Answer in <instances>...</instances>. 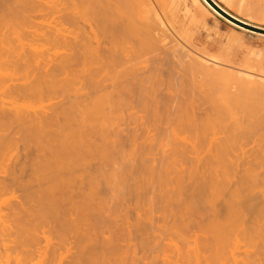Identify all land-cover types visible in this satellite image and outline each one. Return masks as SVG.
<instances>
[{
    "label": "bare ground",
    "instance_id": "obj_1",
    "mask_svg": "<svg viewBox=\"0 0 264 264\" xmlns=\"http://www.w3.org/2000/svg\"><path fill=\"white\" fill-rule=\"evenodd\" d=\"M192 1L230 25L264 37L259 32L264 31L261 27L229 12L226 7L232 8L233 0H217L225 7L212 1L257 31L223 17L205 0ZM244 1L239 0V3ZM144 3L142 0H0V44L8 37L12 38L11 33L19 40H16L18 44H11L13 39L9 38L11 42L3 43L6 48L0 45V264H183L184 257L190 255L188 251L181 253L176 247L178 257L175 260L164 256L162 245L168 244L163 242L168 238L162 235L160 228L163 229L165 223L170 224L171 229L195 226L202 234L198 238L200 244L196 242L199 246L195 244L196 248H192L195 264H210L214 258L223 260L218 264H224L227 258L228 263L230 259L236 264L239 261L234 257L233 249L229 251L231 258L227 256L228 251H224L230 242L235 246L237 238L242 240L238 233L246 221L244 211L251 217L250 222L248 219L250 230L258 226L257 236L260 240L264 236L260 224L264 220V205L260 198L264 191H258V197V194L254 195L261 199H257L262 204L263 209H260L257 205L261 204L253 195H245L247 199L240 201L243 198L240 192L237 189L228 191L225 182L234 170L238 174L235 185L240 186V190H243L241 187L247 190L248 186L251 191L264 186V144L262 147L261 139L256 140L258 149L250 160L247 151L242 149L239 155L230 156V150L241 136L238 125H235L237 132L233 126L235 130L230 127L226 132L227 127L225 134L222 129L224 136L217 137V133H213L216 123L213 120L211 137L204 129L201 131L203 139L198 140L197 130L202 124L199 127L195 123L199 118L197 121L191 118L197 115L195 107L192 110L193 105L188 103L199 88L196 78L211 70L223 72L225 67L198 51H184L176 44L166 47L170 39L166 43V30L159 31L163 26L160 14ZM38 20L47 24L45 28L33 27L39 24ZM19 32H23V37L27 34L24 37L27 41L22 42ZM32 38L42 40L41 43H46L50 49L45 45V48L40 47L42 50L36 49L34 42L38 40L33 42ZM52 48L59 49V53ZM234 70L230 75L239 82L240 88H244L242 97L264 87V75ZM222 90L224 93V88ZM230 91L225 88L227 96L224 95L223 101L226 104L222 107L231 110L239 106L243 111L251 108L241 97V101L228 98L233 94ZM4 98L10 100L7 102ZM27 99H36L41 106L30 109L32 101H29L30 107L24 109L23 105L16 104L18 100L25 102ZM252 109L248 114L252 115ZM114 115H119V119L124 118L120 115L136 119H132L134 125L130 127L129 120L119 123ZM180 115L185 117L182 119ZM145 116L152 119V129H148V122H142ZM157 123L164 125L159 131L155 126ZM182 128L191 131L193 138L183 136L179 139L177 132ZM18 148L24 153L18 154ZM12 151L17 152L13 155ZM17 155L23 156L22 161ZM223 190L228 191L229 197L223 202V220L220 221L213 199L214 194ZM117 196L120 201L115 202ZM130 196L139 199L149 196L145 203L149 212L146 209L139 217L132 214V220L136 218L139 225L145 221L146 230H152L153 223L162 221L164 224L161 222L158 230L161 234H154V230L149 235L150 240L148 237L143 239L144 222L134 231L130 229L131 224L126 225L122 208L128 205L124 206V197ZM137 200L135 206L140 201ZM154 210L155 214H152ZM135 214L138 216V212ZM152 215H156L155 222ZM112 225L118 226L117 229L113 226L116 232H110ZM234 230L239 237L231 235ZM243 231L241 235L245 236L247 232ZM169 234L171 237V232ZM208 234L212 236L210 239ZM133 238H137L140 250L145 245L151 250L149 263L145 260L148 256L142 261L143 257H135L133 254L137 255V251L127 246ZM222 241L228 243L226 247ZM262 241L263 245L264 237ZM212 246L216 249L213 255ZM157 251V254L162 253L159 254L161 259ZM246 255L241 264H259L261 261L251 254L246 259ZM157 258L161 262L156 261Z\"/></svg>",
    "mask_w": 264,
    "mask_h": 264
},
{
    "label": "rangeland",
    "instance_id": "obj_2",
    "mask_svg": "<svg viewBox=\"0 0 264 264\" xmlns=\"http://www.w3.org/2000/svg\"><path fill=\"white\" fill-rule=\"evenodd\" d=\"M144 0H142V3H144L143 2ZM217 1V0H216ZM218 2V1H217ZM147 5H149L148 7L149 8H151V10H153V8L155 9L154 11H156L158 14H160L159 15V17H160V22H163L162 23V25L163 26H161V28H160V26H159V31L161 32V33H163L165 30V32H164V35L166 36V40L168 39H170V41H169V43H168V40H167V42L166 43H168L167 45H166V47H170V45L172 44V45H174V44H176V47H178V46H180L179 48L180 49H182V50H188V51H198V52H200V53H202V54H204L205 56H208V57H210V58H214L216 61H218L219 63H220V65L222 66V67H225L224 69H225V71H223V72H216V71H213V70H211L209 73H206V74H203V75H201V76H198L197 78H196V81H197V84H198V86H199V88L197 89V90H195L196 92L194 93V94H192L191 96H190V100L189 99H187V100H189V102L186 100L185 102H188V103H190L191 102V104L193 105V107H192V110H194V107H195V111H194V113L195 114H197V115H192V119H195V121H197V119L199 118V122L197 121V122H195L199 127H200V125L202 126L201 128H199L198 130H200V131H198L197 130V138H198V140L200 139V137L202 138L204 135H202L201 134V131L202 130H204V129H206L207 131H206V133H208L209 135H210V133L212 134V129L211 128H213V130H215V131H213V133H214V135H216V133H217V137L219 136H224V134H225V130H226V128L228 129V130H226V132L227 131H230L229 129H231L232 128V130H235L236 129V132H237V130H238V128H237V126H235V125H238L239 126V130H238V132H240L241 133V136L238 138V141L236 142V144L233 146V148L230 150V152H229V155L230 156H234V155H239V153H240V149H242V150H245V151H247V154H246V156H247V158H248V160H250L255 154H256V152H254L255 150H257L258 149V147L256 146V140L257 139H261L260 141V144H261V146L264 144V138L262 137V136H264V87H260V88H258V90H256V92H253L252 94H247L246 96H244V97H242L243 96V94L245 93H243V91H244V88H240V86H239V82H237V80L233 77V75L231 76L230 75V73L232 72V70H234V72L236 71V70H238V69H243V70H247V72L249 71L250 73H253V74H261V75H264V37H261V36H255V35H253V34H251V33H249V32H246V31H244V30H242V29H240V28H238V27H235V26H233V25H230L229 23H227L223 18H221V17H218L217 15H215L214 13H212L210 10H208L207 9V11L206 10H204L202 7H200L199 5V7L198 6H196L195 4H194V2L192 1V0H146V2H145ZM144 3V4H145ZM149 3V4H148ZM220 5H222V6H224L225 7V5H223L222 3H220V2H218ZM145 4V5H146ZM152 6V7H151ZM232 8H228V7H226L228 10H229V12L232 14V15H234V16H236V17H238V18H240L241 20H243V21H246V22H248V23H250V24H252V25H255V26H257V27H261L262 28V30H264V0H245L243 3H239V0H233V3H232ZM161 19H162V21H161ZM40 20H38L37 22L39 23V24H37V26H33V27H35V28H38L39 29V26L40 27H44V26H46L45 25V22L44 21H42V22H44V23H42V22H39ZM36 22V23H37ZM47 23V22H46ZM16 24V23H15ZM11 25V24H10ZM17 25V24H16ZM15 25V27H17ZM39 25V26H38ZM11 26H13V24L11 25ZM242 26V25H241ZM42 27V28H43ZM243 27H245V26H243ZM45 28V27H44ZM245 28H247V29H250V30H254V31H257V30H255V29H252V28H249V27H245ZM18 29V28H17ZM16 29V31H18ZM34 29V28H33ZM31 30V29H30ZM37 30V29H36ZM164 30V31H163ZM39 31V30H38ZM21 32V31H20ZM19 32V33H20ZM260 33H263L264 34V31H259ZM11 33V32H10ZM9 33V34H10ZM23 33V32H22ZM22 33H20L21 35H19L20 37L22 36ZM11 35H12V38H11V36L10 37H8V38H6L5 39V42H3V43H5V44H7L8 42L6 41V40H8L9 38H11V39H15L14 38V36L13 35H15L16 36V34H14V33H11ZM24 35V34H23ZM27 35V34H26ZM26 35H24V37L26 36ZM169 37H168V36ZM23 37V36H22ZM23 37V38H24ZM28 37V36H27ZM30 37V36H29ZM168 37V38H167ZM171 37H172V39H171ZM18 38V37H17ZM23 38H21L22 39V42L23 41H27L25 38L23 39ZM11 39L10 40H8L9 42H11ZM27 39H29V38H27ZM34 38H32V41L34 42L36 39L38 40V42H34V44L36 45V49H39L40 47H42V48H45V46H47V45H43L42 43H41V41H39V39L38 38H35V40H33ZM12 40V42L13 43H11V44H14V42L16 43V44H18L17 42H16V40H18V39H15L14 41ZM30 40H31V37H30V39H29V42H30ZM171 40H172V42H171ZM19 41V40H18ZM7 42V43H6ZM40 42V43H39ZM2 43V45H3V47H5L4 46V44ZM26 42H24V44H25ZM44 43V42H43ZM15 44V45H16ZM29 44H31V43H29ZM33 44V43H32ZM31 44V45H32ZM33 44V45H34ZM1 45V44H0ZM1 45V46H2ZM9 45H10V43H9ZM8 45V46H9ZM20 45V44H19ZM28 45V44H27ZM34 45V46H35ZM38 45V46H37ZM40 45V46H39ZM42 45V46H41ZM0 46V47H1ZM18 46V45H17ZM26 46V45H25ZM33 46V47H34ZM175 46V45H174ZM11 47H13V46H11ZM48 47V46H47ZM2 48V47H1ZM6 48V47H5ZM49 48V47H48ZM47 48V51L50 49H48ZM41 49V48H40ZM55 49L58 51L59 49H57V48H52V50L53 51H55ZM42 50V49H41ZM44 50V52L46 51L45 49H43ZM51 50H49V52H50ZM56 51V52H57ZM61 52H62V50H61ZM54 53V52H53ZM58 53H59V51H58ZM50 54H51V52H50ZM228 71H230V72H228ZM231 74H233V72L231 73ZM184 76H185V74H184ZM185 77H187V76H185ZM223 82V83H222ZM225 82H227V83H225ZM231 83V84H230ZM222 84V85H221ZM224 84H227L226 86H224ZM232 88V87H234V88H228L229 86ZM222 86H224V87H222ZM224 88V93H223V90L222 89ZM225 88L227 89V90H231L230 92L231 93H233L232 94V96H228V98H230V97H235V99H237V100H239V101H241V100H243V99H245V100H247V101H245V102H248V104L249 105H251V108H248V111H247V109L246 110H244L243 111V108H241V107H239L238 106V108H237V106H236V108H234L233 107V109H231V110H229V109H225L224 107H222L223 105H225L226 103H225V101H223V97L225 98L226 96H227V93H225ZM219 89H221V90H219ZM238 92H237V91ZM242 90V91H241ZM236 93H235V92ZM241 92V93H240ZM224 95H226V96H224ZM229 95V94H228ZM236 95V96H235ZM240 97L241 98H243V99H241L240 100ZM182 98H184V97H182ZM218 98V99H217ZM180 99V98H179ZM234 99V98H233ZM10 99H5L4 98V101H9ZM222 100V101H221ZM30 102L32 101L31 99L29 100ZM28 101V99L25 101L26 103H28V104H25V102H24V100H22V101H20V100H18L17 102H16V104H21L20 106H24V107H26V108H24V109H27V107L29 108L30 106V109H36V108H39L40 106H41V102L39 101V102H37V100L36 99H33V101L31 102V105H30V102ZM34 101H36V102H34ZM6 102V103H7ZM24 102V103H23ZM218 102H219V105H218ZM243 102V101H242ZM23 103V104H22ZM183 103V102H182ZM181 103V104H182ZM244 103V102H243ZM35 106H34V105ZM184 104H186V103H184ZM222 104V105H221ZM26 105V106H25ZM30 105V106H29ZM40 105V106H39ZM247 105V104H246ZM248 105V106H249ZM257 105V106H256ZM39 106V107H38ZM189 107V105L187 104L185 107H186V110H187V112L189 113V109H188V107ZM250 107V106H249ZM252 107H253V109H252ZM198 108V109H197ZM239 108H240V110H239ZM29 109V110H30ZM249 109H252L253 110V112H252V115H250V114H248L250 111H249ZM229 110V111H228ZM247 111V112H246ZM198 112H199V114H198ZM200 113H201V115H200ZM204 113H206V115L204 114ZM215 113H217V115H218V113H219V115L218 116H215L216 114ZM210 115V118L208 117V115ZM215 114V115H214ZM221 114V115H220ZM203 115H205V116H203ZM211 115H212V118H211ZM213 115H214V118H213ZM114 116H116V117H118V119H119V115H114ZM120 116H122V118L123 119H119L120 121H119V123H127V121H128V124H130V127H132L134 124L132 123L133 121H132V119L134 120V119H136V118H129L128 117V115H120ZM138 116V115H137ZM180 116H182V119H183V117H185V115H180ZM188 116H191V115H188ZM193 116H195V118H193ZM146 117V118H145ZM143 119V123H147L148 124V126H153V122H151V118L149 117V116H145ZM150 119H149V118ZM205 117V118H204ZM217 117H218V119H217ZM197 118V119H196ZM210 119V120H204V119ZM125 119H126V121H125ZM131 119V120H130ZM146 119H147V121H146ZM124 121V122H121V121ZM202 120L204 121V123L202 122ZM214 120V122H216V123H214L213 124V121ZM137 121V120H136ZM210 121H211V123H210ZM206 123H208V124H206ZM258 123V124H257ZM158 124V123H157ZM155 125L156 127H157V129H158V131H159V129L161 130L162 128H163V126H162V124L160 125V123L158 124V125ZM200 124V125H199ZM209 124H211V125H209ZM212 124H213V127H212ZM206 125H209L210 126V128H209V126H206ZM149 127L148 129H152L153 127ZM159 126V127H158ZM162 126V127H161ZM203 126H205L204 128H203ZM235 127V129H233V127ZM122 127H124V126H122ZM206 127H208V129L206 128ZM225 127V128H224ZM231 127V128H230ZM251 127L254 129H251ZM221 128V129H220ZM187 128H185V130H186ZM220 129V130H219ZM222 129H224L223 130V133H222ZM243 129H244V131H243ZM245 129H247L246 130V132H245ZM183 130V131H182ZM184 130V128H182V129H179L178 130V136H180L179 137V139H181L183 136V138H185V139H187V138H193L192 137V132L190 133V132H188V129H187V131H185ZM211 130V131H210ZM179 131H181L180 133H179ZM208 131H210V132H208ZM183 132V133H182ZM185 132V133H184ZM220 132V133H219ZM243 132V133H242ZM138 133H139V131H138ZM176 133V134H177ZM200 133V134H199ZM200 135V136H199ZM177 136V135H176ZM208 137H211V135L210 136H208ZM215 137V136H214ZM203 139V138H202ZM207 140V139H206ZM206 142V141H205ZM205 142H204V145H205ZM264 146V145H263ZM262 146V147H263ZM17 151H19L18 152V154H23L24 153V151H22L21 152V148H18V150ZM17 151H12V153L11 154H13V155H15V153L17 152ZM14 152V153H13ZM21 152V153H20ZM128 154H130V153H128ZM132 157V154H130L129 155V157ZM13 157H15V156H13ZM17 157H18V160H19V158L21 159V160H19V161H22V159H23V156H18L17 155ZM17 159V158H16ZM14 160V159H13ZM237 178H238V174L236 173V171H231L230 172V174L228 175V177L226 178V180H225V182H226V184H228L227 186V190L228 191H233L234 189H237L239 192H240V195L243 197L242 199H241V197L239 198V199H241L240 201H244V199H247V197L245 196V195H247L248 196V194L250 195V196H252L253 195V197L254 198H256V196H254L255 194H258L257 195V197L258 196H260V194L258 193V191H260V190H262V191H264V186H257V187H255L254 189L252 188V189H250L251 191H249V187L247 188L246 186V189L247 190H245L244 189V187H241V188H243V190H240V186H238V185H235V183L237 182ZM249 185V184H248ZM250 186V185H249ZM236 187V188H235ZM250 188H251V186H250ZM227 190H223V191H221V192H218V194L216 193V194H214V199H213V205H215V209H216V211L218 212V220H220V221H222L223 219V212H224V210H222L223 209V205H224V201H225V199H227L229 196H228V191ZM242 192V193H241ZM239 194V193H238ZM119 196V195H118ZM118 196L117 197H115V202L116 201H120V199H118ZM228 196V197H227ZM239 196V195H238ZM245 196V197H244ZM250 196L248 197V199L250 198ZM262 196V195H261ZM260 196V198L262 199V204L264 205V199H263V197H261ZM131 198H132V196H130ZM130 197L127 199L126 197H124V206L125 205H131V206H126V207H124V206H121V208L122 207H124V209L122 208V213L121 212H119L118 213V215L120 216V213L122 214V215H125V216H123V217H125V219H123L124 220V222L126 223H128V221H130L128 224L126 223V225H130L131 224V226H130V229L132 228V230L134 231V230H136V229H138V227L139 228H141V226H142V228L141 229H144V231L146 230V225H145V221H142V225L140 224H137L136 222H135V220L134 219H136V218H133V220H132V217H139V214L141 213V215H143V213L146 211V209L148 208V205H146L147 203H148V201H147V198L149 197V196H147V198H135V197H133L134 198V200H133V198L132 199H130ZM252 197V198H253ZM117 198V199H116ZM119 198H120V196H119ZM258 199V198H256V199H254V200H256L258 203L260 202V201H258V200H261V199ZM136 199H138V200H140V201H138V202H136L137 204H136V206H135V202L134 201H136ZM143 199V200H142ZM258 199V200H257ZM121 200H123L122 198H121ZM129 200V201H128ZM111 201V200H110ZM127 201H128V203H127ZM255 201V202H256ZM254 202V201H253ZM131 203H133V204H131ZM143 203V204H142ZM146 203V204H145ZM164 204H166V203H164ZM163 204V205H164ZM257 204V203H256ZM260 204H261V202H260ZM262 204L261 205H257L258 207L260 206V209H263L264 208V206H263V208H262ZM110 205H111V203H110ZM161 204H159L158 206H160ZM142 206V207H141ZM131 207H133L132 209H131ZM140 207V208H139ZM147 207V208H146ZM152 207H154V205L152 206ZM126 208H128V209H126ZM131 210H130V209ZM139 210H138V209ZM156 208V207H155ZM155 208H153V209H155ZM126 209V210H125ZM134 209V210H133ZM152 209V208H151ZM152 209V210H153ZM119 210H120V208H119ZM133 210V211H132ZM135 210H136V212H138V216H136V212H135ZM138 210V211H137ZM151 210V211H152ZM258 210H259V208H258ZM121 211V210H120ZM127 211V212H126ZM140 211V212H139ZM151 211H150V213H151ZM132 212V213H131ZM134 212V213H133ZM146 212H149L148 211V209H147V211ZM145 212V213H146ZM155 212V210L152 212V214H155L154 213ZM132 214H134V216L132 215ZM156 214H160V213H156ZM242 214H244L245 216L243 217V219H244V221H245V219H246V221L243 223V224H241L242 226H241V228H243V229H245V232H247V234L248 235H251V236H249V238L251 237V239H249V238H246L247 237V234L244 236V235H241V234H243V233H241L242 231H243V229L241 230V231H239V235L241 236V239L242 240H239V238H237L238 239V241H237V245H235V246H233V245H231L230 243H232L233 244V242H230L231 240H233L234 241V239L232 238V236L234 235V234H236V231L234 230L233 231V233L231 234L232 236H231V240H229L228 242H230L229 244L228 243H224L223 241V243H224V245L225 244H228V245H230V246H227L228 248L224 251V252H226V251H228L227 252V254L229 253V255H227L226 253V255L227 256H229L230 257V249L232 250L233 249V252H235V254H234V257H236V259H237V261H239V262H235L234 261V263H236V264H241L240 263V261L241 262H243V260H241V259H243V257H244V255H246L245 256V258L248 256L249 257V255L251 254L252 255V253L254 252V254L253 255H255L256 256V258H255V256H254V258L255 259H258L259 258V260H261L260 262H259V264L260 263H262L263 262V264H264V243H263V245H262V239H263V237L264 236H262V238H261V240H260V236L258 237L257 235H259L258 234V232H257V228H258V226L257 227H254V228H256L255 230H256V232H257V234L255 233V230H254V228H253V230H250V225H249V222L251 221V217H250V215H248L247 213L245 214V211H244V213H242ZM262 214V213H261ZM151 215V214H150ZM263 215V214H262ZM118 216V217H119ZM154 216H156V215H154ZM154 216L152 215V217L154 218ZM221 216H222V218H221ZM243 216V215H242ZM259 216V215H258ZM118 217H117V219H118ZM127 217V218H126ZM130 217V218H129ZM157 217H160V215L158 216L157 215ZM260 217V216H259ZM264 217V216H263ZM120 218H121V216H120ZM167 219H169V218H167ZM248 219H249V222H248ZM262 219V218H261ZM119 220V219H118ZM126 220V221H125ZM155 218H154V222H155ZM121 221V220H120ZM120 221H118L117 223H121ZM198 221V220H197ZM259 221H260V219H259ZM133 222V223H132ZM162 221H158L157 223H156V225L153 223V229L152 230H146L145 232H143L142 233V231L143 230H141L140 232L143 234L142 235V238L143 239H146L147 237H148V240H150L149 238L151 237H149V235H152L153 234V232H154V230H155V233L154 234H159L160 232L161 233H164V234H162L165 238H168L166 241H163L165 244H167L166 246H164V245H162L166 250H167V252H164V251H166L165 249H162V250H164L163 251V253H164V256L165 255H167L168 256V258H169V256H170V258L171 259H176V257H178V256H176V253H177V249H176V247H178V249H181V253H184V251L186 252V251H188V253L190 254L189 256H187V258L186 257H184L185 259H184V262L185 263H183V264H195V260L193 259L194 258V253H192L193 252V249H195L196 248V246H195V244L196 245H198L199 246V244H200V240H198V238H201V233L199 232V231H197V229H196V227L195 226H192V228H190L189 227V229L188 228H185V227H183V229H182V227L181 226H176V227H174V228H172L171 229V226H169L170 224H168L167 225V223H165V225H163L164 227H163V229L162 228H160V230H159V227H161L162 225L161 224H164V222H162ZM248 222V223H247ZM116 223V224H117ZM140 223V222H139ZM159 223V224H158ZM161 223V224H160ZM135 226V225H137L136 226V228L134 227L133 228V225ZM261 226H262V228H261V232L262 233H264V220H263V223H262V221H261ZM118 225V224H117ZM166 225L168 226V227H166ZM246 225H249V226H246ZM256 225H259V222H258V224H256ZM109 226V225H108ZM113 226H114V228H118V226H115V225H112V229L110 228V232H111V230H112V232L114 231V232H116V230L113 228ZM158 226V227H157ZM111 227V226H110ZM144 227V228H143ZM156 227L158 228V229H156ZM179 227V228H178ZM245 227V228H244ZM116 228V229H117ZM185 228V229H184ZM247 228H249V229H247ZM105 229H108V228H105ZM104 229V230H105ZM239 229V228H238ZM251 229H252V227H251ZM260 229V228H259ZM258 229V230H259ZM156 230H157V233H156ZM160 232H159V231ZM170 230V231H169ZM176 230H177V235H175L176 237H174V234H176ZM180 230H182V231H180ZM187 231V233H186V231ZM194 230V231H193ZM195 230H196V232H195ZM237 230V229H236ZM240 230V229H239ZM107 231V230H106ZM150 231V232H149ZM252 231H254V232H252ZM260 231V230H259ZM109 232V233H110ZM152 232V233H151ZM168 232V233H167ZM171 232V237L169 236L170 233ZM191 232V233H190ZM193 232L195 233L194 235H193ZM232 232V231H231ZM235 232V233H234ZM244 232V231H243ZM244 232V233H245ZM160 233V234H161ZM184 233V234H183ZM186 233V234H185ZM190 233V234H189ZM261 233V235H263ZM106 234H108V233H106ZM166 234H168V235H166ZM187 234H188V236L190 235V237H187ZM192 234V235H191ZM109 235V234H108ZM134 235V234H133ZM132 235V236H133ZM146 235V236H145ZM181 235V236H180ZM185 235H186V238H185ZM195 235L197 236L196 238H195ZM145 236V237H144ZM169 236V237H168ZM199 236V237H198ZM209 236H210V238L212 237L211 235H209L208 234V238H209ZM253 236V237H252ZM172 237H173V240L171 241V239H172ZM193 237V238H192ZM233 237H239L237 234H236V236H233ZM243 237H245V239H243ZM179 238V239H178ZM190 240H189V239ZM192 238V239H191ZM209 238V239H210ZM225 239V238H224ZM134 240H136V241H134ZM189 240V241H188ZM192 240V242H190ZM196 240V241H195ZM226 241H227V239H225ZM252 240V241H251ZM147 241V240H146ZM145 241V242H146ZM170 241V242H169ZM174 241V242H173ZM241 241V242H240ZM262 241V242H261ZM138 242H139V240H138ZM178 244H177V243ZM183 242V243H182ZM195 242V243H194ZM196 242H199V244L198 243H196ZM130 243V242H129ZM128 243V244H129ZM170 243V244H169ZM172 243V244H171ZM180 243V244H179ZM246 243V244H245ZM252 243H254V244H252ZM260 243V245H258ZM144 242H143V246H144ZM188 244V245H187ZM194 244V245H193ZM256 244V245H255ZM169 245V246H168ZM172 245L174 246V247H172ZM178 245H180V246H178ZM192 247H191V246ZM223 245V244H222ZM221 245V248L223 249V247L224 246H222ZM239 245H241V246H239ZM128 247H133L136 251H137V255H136V253L135 254H133V255H135V257H137V256H139L140 255V257L142 256L143 257V259H142V261H144V259L146 260V262L147 263H149L148 261L150 260V258H151V250L149 249L148 250V248H146V245H145V247H143V249L142 250H140V245H139V243H137V238L135 239V238H133L132 240H131V245L129 244V245H127ZM161 246V247H162ZM183 246H186V247H183ZM195 246V247H194ZM179 247H181V248H179ZM225 247H226V245H225ZM233 247V248H232ZM262 247V248H261ZM146 248V249H145ZM174 248V249H173ZM183 248V249H182ZM190 248V249H189ZM193 248V249H192ZM200 248V247H199ZM220 247H218L217 249H219ZM220 248V249H221ZM258 249V251H257V249ZM261 248V249H260ZM132 249V248H131ZM130 249V250H131ZM161 249H160V252H161ZM176 249V250H175ZM185 249V250H184ZM189 249V250H188ZM148 250V251H147ZM157 250V249H156ZM159 250V249H158ZM170 250H173V251H170ZM199 251V253L201 252V250L200 249H198ZM216 249H215V247H211V252H209V253H211V255H213L216 251H215ZM224 250V249H223ZM246 250V251H245ZM248 250V251H247ZM252 250V251H251ZM262 250H263V253H262ZM144 251H146L145 253H144ZM183 251V252H182ZM215 251V252H214ZM251 251V252H250ZM128 252H130V251H128ZM143 252V253H142ZM173 252V253H172ZM176 252V253H175ZM179 252V251H178ZM221 252H223V251H221ZM233 252H231V254H233ZM131 254V256H132V253H133V249H132V252H130ZM158 253V251L156 252V254ZM172 253V254H171ZM244 253V254H243ZM259 253H260V255H259ZM159 254H162V253H159ZM159 254H157L158 255V258L161 256V255H159ZM217 254H219V252L217 253ZM224 254V255H225ZM262 254V255H261ZM129 255V256H130ZM175 255V256H174ZM192 255V256H191ZM250 255V256H251ZM253 255L251 256V257H253ZM259 255V256H258ZM145 256V257H144ZM232 257H233V255H232ZM247 257V258H248ZM258 257V258H257ZM262 257V258H261ZM138 258V257H137ZM156 259V261L157 260H160L161 259V257H160V259ZM231 258V257H230ZM246 258V259H247ZM261 258V259H260ZM170 259V260H171ZM148 260V261H147ZM173 260V261H174ZM186 260V261H185ZM214 260V261H213ZM212 261H211V263L210 264H218V263H220V262H222L223 260L222 259H216L215 260V258L213 259ZM218 260V261H217ZM220 260V261H219ZM225 260V259H224ZM228 258L226 259V261H224L223 263L224 264H226V262H227V264H232L233 262H232V260H230L229 259V263H228ZM192 261V262H191ZM159 262V261H158ZM160 262H161V260H160ZM188 262V263H187ZM215 262V263H214ZM245 262V261H244ZM257 262H258V260H257ZM150 263H151V261H150ZM159 264V263H158ZM161 264V263H160Z\"/></svg>",
    "mask_w": 264,
    "mask_h": 264
},
{
    "label": "water",
    "instance_id": "obj_3",
    "mask_svg": "<svg viewBox=\"0 0 264 264\" xmlns=\"http://www.w3.org/2000/svg\"><path fill=\"white\" fill-rule=\"evenodd\" d=\"M212 8H214L218 13H220L223 17L238 23L242 26H245L243 23H241L240 21L236 20L235 18H233L232 16H230L229 14H227L226 12H224L220 7H218L212 0H205ZM247 27V26H245ZM251 28V27H249Z\"/></svg>",
    "mask_w": 264,
    "mask_h": 264
}]
</instances>
